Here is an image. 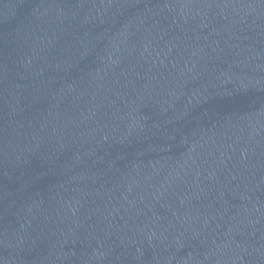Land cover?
Masks as SVG:
<instances>
[{"label": "water", "instance_id": "1", "mask_svg": "<svg viewBox=\"0 0 264 264\" xmlns=\"http://www.w3.org/2000/svg\"><path fill=\"white\" fill-rule=\"evenodd\" d=\"M0 264H264V0H0Z\"/></svg>", "mask_w": 264, "mask_h": 264}]
</instances>
